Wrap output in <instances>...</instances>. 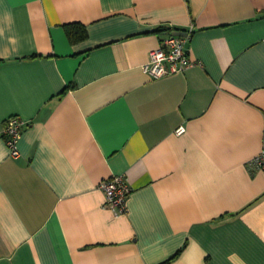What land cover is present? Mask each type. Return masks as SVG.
I'll return each instance as SVG.
<instances>
[{
  "label": "crops",
  "instance_id": "0c3cea01",
  "mask_svg": "<svg viewBox=\"0 0 264 264\" xmlns=\"http://www.w3.org/2000/svg\"><path fill=\"white\" fill-rule=\"evenodd\" d=\"M190 24L193 64L145 73ZM263 142L264 0H0V264H264Z\"/></svg>",
  "mask_w": 264,
  "mask_h": 264
},
{
  "label": "built area",
  "instance_id": "2783aa9c",
  "mask_svg": "<svg viewBox=\"0 0 264 264\" xmlns=\"http://www.w3.org/2000/svg\"><path fill=\"white\" fill-rule=\"evenodd\" d=\"M193 24L185 30V35L175 34L174 31L166 33L161 39V45L148 53V59L142 68L152 78H160L172 73L183 71L194 61L189 56V40L193 32ZM25 122L18 116L9 117L3 129V135L12 157H19L18 141L21 137ZM184 127L180 126L176 132L182 133ZM252 171L264 170V142L260 151L247 163ZM98 187L105 194V204L114 215H121L127 211V196L131 185L125 175H114L103 179Z\"/></svg>",
  "mask_w": 264,
  "mask_h": 264
},
{
  "label": "trees",
  "instance_id": "16d2710c",
  "mask_svg": "<svg viewBox=\"0 0 264 264\" xmlns=\"http://www.w3.org/2000/svg\"><path fill=\"white\" fill-rule=\"evenodd\" d=\"M65 27L67 36L71 42H78L87 36V31L83 24L70 23Z\"/></svg>",
  "mask_w": 264,
  "mask_h": 264
},
{
  "label": "water",
  "instance_id": "95a60500",
  "mask_svg": "<svg viewBox=\"0 0 264 264\" xmlns=\"http://www.w3.org/2000/svg\"><path fill=\"white\" fill-rule=\"evenodd\" d=\"M174 33H175V34H178V35H185V34H186L185 31L180 30V29H176V30H174Z\"/></svg>",
  "mask_w": 264,
  "mask_h": 264
}]
</instances>
